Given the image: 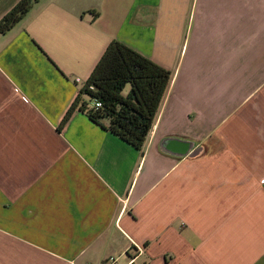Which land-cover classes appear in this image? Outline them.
Returning a JSON list of instances; mask_svg holds the SVG:
<instances>
[{
	"label": "crops",
	"instance_id": "crops-1",
	"mask_svg": "<svg viewBox=\"0 0 264 264\" xmlns=\"http://www.w3.org/2000/svg\"><path fill=\"white\" fill-rule=\"evenodd\" d=\"M113 39L171 72L140 149L80 109L63 125ZM135 246L264 264V0H35L0 35V264Z\"/></svg>",
	"mask_w": 264,
	"mask_h": 264
},
{
	"label": "trees",
	"instance_id": "trees-1",
	"mask_svg": "<svg viewBox=\"0 0 264 264\" xmlns=\"http://www.w3.org/2000/svg\"><path fill=\"white\" fill-rule=\"evenodd\" d=\"M34 1L20 0L14 5L0 20V35L21 21ZM170 81L171 72L166 67L113 39L80 88L63 125L72 112L80 109L93 121L107 119L114 134L140 149L153 127ZM94 101H100L101 106L94 107Z\"/></svg>",
	"mask_w": 264,
	"mask_h": 264
},
{
	"label": "built area",
	"instance_id": "built-area-1",
	"mask_svg": "<svg viewBox=\"0 0 264 264\" xmlns=\"http://www.w3.org/2000/svg\"><path fill=\"white\" fill-rule=\"evenodd\" d=\"M76 82L85 84L86 81H82L81 78H76ZM94 107L98 108L101 106L100 101L93 102ZM143 249L140 246L130 247L129 251L125 254L124 258L110 256L106 258L102 264H135L139 256L142 255Z\"/></svg>",
	"mask_w": 264,
	"mask_h": 264
},
{
	"label": "rangeland",
	"instance_id": "rangeland-1",
	"mask_svg": "<svg viewBox=\"0 0 264 264\" xmlns=\"http://www.w3.org/2000/svg\"><path fill=\"white\" fill-rule=\"evenodd\" d=\"M129 89V85L126 86L125 92H127ZM144 259V256H139L138 259L136 260L135 264H142V260Z\"/></svg>",
	"mask_w": 264,
	"mask_h": 264
}]
</instances>
